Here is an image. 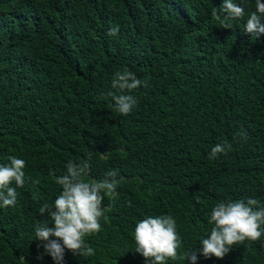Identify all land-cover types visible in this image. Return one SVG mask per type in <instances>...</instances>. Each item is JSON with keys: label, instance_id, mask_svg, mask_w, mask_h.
Instances as JSON below:
<instances>
[{"label": "trees", "instance_id": "trees-1", "mask_svg": "<svg viewBox=\"0 0 264 264\" xmlns=\"http://www.w3.org/2000/svg\"><path fill=\"white\" fill-rule=\"evenodd\" d=\"M223 2L0 0V165L25 161L16 205L0 207V264H54L38 259L35 226L52 227L39 208L62 191L49 171L62 175L69 160L88 161L85 179L113 169L122 179L115 203L103 202L107 222L85 237L95 255L65 250L64 264H147L133 228L161 214L174 217L182 240L165 264H190L183 256L192 250L196 264H264V235L223 259L198 251L217 202L264 206V35L243 31L255 0H241L245 17L221 29L211 10ZM124 70L145 81L126 116L106 95ZM225 142L231 150L210 160Z\"/></svg>", "mask_w": 264, "mask_h": 264}, {"label": "clouds", "instance_id": "clouds-1", "mask_svg": "<svg viewBox=\"0 0 264 264\" xmlns=\"http://www.w3.org/2000/svg\"><path fill=\"white\" fill-rule=\"evenodd\" d=\"M240 3L241 0L238 3L224 0L219 8H212L211 15L220 21L221 29H232L233 21L245 17V9ZM220 13L224 15L221 16ZM262 18L264 3L255 0V10L248 13L243 31L255 38L264 35ZM118 32L117 25L110 28L107 35L116 36ZM144 85L145 81L137 78L130 70L116 71L111 80V89L115 92L108 91L106 95L114 101L117 113L126 116L137 104V98L131 93ZM241 137L247 139V132L243 131ZM230 150L229 143H218L211 148L208 158L216 159ZM8 161L0 165V207L15 206L18 196L16 188L25 184V161L16 156H9ZM90 167L88 161L75 163L69 160L62 175L55 176L53 171H49L62 191L51 203L45 202L39 208V214H47L52 227L45 221L38 222L35 226V240L40 241L43 248L38 259L48 255L54 264H64L65 250L74 256L95 255L94 248L85 242V237L101 231V219L107 222L106 214L112 209L103 202L105 197H110L115 203L118 195L116 190L122 177L118 179L119 172L113 169L99 180L85 179L90 175ZM13 182L16 187L11 186ZM196 200L201 202L200 197H196ZM207 223L211 227L199 240V255L206 259H223L233 245L242 244L246 240L258 241L264 235V206L255 198L219 201L212 207ZM51 237L55 239H50ZM132 239L135 253L145 258L147 264H165L166 260L178 259L182 240L172 215H149L138 220L133 228ZM183 259L196 264L197 251L186 252Z\"/></svg>", "mask_w": 264, "mask_h": 264}]
</instances>
